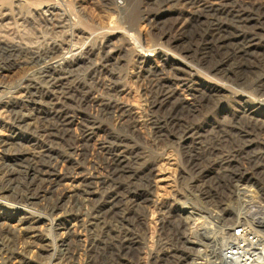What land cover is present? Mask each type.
Segmentation results:
<instances>
[{
  "label": "rangeland",
  "instance_id": "374dc122",
  "mask_svg": "<svg viewBox=\"0 0 264 264\" xmlns=\"http://www.w3.org/2000/svg\"><path fill=\"white\" fill-rule=\"evenodd\" d=\"M243 95L252 107L264 97V0H0V168L21 160L60 177L52 194L72 232L53 245L100 233L149 242L151 200L170 196L195 147L242 136L248 119L255 129ZM85 180L79 208L72 189ZM21 194L0 206V256L27 246L25 264L42 263L48 226L34 238L8 220Z\"/></svg>",
  "mask_w": 264,
  "mask_h": 264
},
{
  "label": "built area",
  "instance_id": "2783aa9c",
  "mask_svg": "<svg viewBox=\"0 0 264 264\" xmlns=\"http://www.w3.org/2000/svg\"><path fill=\"white\" fill-rule=\"evenodd\" d=\"M243 96L239 106L255 129L248 119L242 136L195 147L170 196L151 200L149 242L135 232L85 234L82 247L50 248L38 264H264V97L257 120ZM27 253L1 255L0 264H25Z\"/></svg>",
  "mask_w": 264,
  "mask_h": 264
},
{
  "label": "bare ground",
  "instance_id": "6f19581e",
  "mask_svg": "<svg viewBox=\"0 0 264 264\" xmlns=\"http://www.w3.org/2000/svg\"><path fill=\"white\" fill-rule=\"evenodd\" d=\"M48 13V12H47ZM221 37V36H220ZM132 38V37H131ZM220 40V39H219ZM225 41V40H223ZM74 46V45H73ZM76 46V45H75ZM79 48V47H78ZM74 47L71 48L70 51H72ZM80 49V48H79ZM79 51V50H78ZM77 51V53H78ZM82 51V49H81ZM74 52V51H73ZM147 56V55H146ZM142 57V56H141ZM228 58V57H227ZM19 60V59H18ZM226 61V60H225ZM227 62V61H226ZM69 70V67L67 68ZM49 70V69H48ZM45 71V70H44ZM54 71V70H53ZM52 71V72H53ZM45 73V72H44ZM54 73V72H53ZM45 75V74H44ZM65 75V74H63ZM53 76V75H51ZM26 79V78H25ZM48 79V78H47ZM57 79V78H56ZM59 79V78H58ZM186 78L184 77V80ZM30 80V79H29ZM59 81V80H58ZM63 82V81H62ZM185 83V82H184ZM23 84V83H22ZM59 85V83H57ZM63 86V85H62ZM60 87V86H59ZM74 93V92H73ZM26 95V94H25ZM69 95V94H68ZM81 95V94H80ZM66 96V95H65ZM85 96V95H84ZM244 97H248L247 95H244ZM62 98V97H61ZM24 99V98H23ZM60 101H57L56 104H54L56 107H59L58 105ZM63 104V103H62ZM257 105H259V102H256ZM254 104V107L257 106ZM252 107V108H254ZM53 109V108H51ZM11 110V109H10ZM9 110V112H10ZM263 111V109H260ZM40 111V109L38 110ZM57 111V110H55ZM55 111H51V113L56 116ZM16 112V111H15ZM48 114V113H47ZM62 114V113H61ZM253 115V114H252ZM257 120H262L259 116L256 114L254 115ZM22 117V116H21ZM51 118V117H50ZM52 119V118H51ZM20 121V120H19ZM70 122V121H69ZM62 124H68V116L64 119L62 118L61 122ZM89 124V123H88ZM25 126V125H24ZM264 127L263 125H261ZM61 127V126H60ZM89 127V126H88ZM264 129V128H262ZM70 130V129H69ZM63 131V130H62ZM56 133V132H55ZM188 133V132H187ZM186 133L185 138H188V134ZM4 134V133H3ZM6 134V133H5ZM58 135V134H57ZM56 136V135H55ZM183 137V135H182ZM55 138V137H54ZM65 138V137H64ZM9 139V138H8ZM2 140V139H1ZM58 141V140H57ZM8 141H3L2 145H8ZM2 148V147H1ZM44 149V148H43ZM34 154V153H33ZM40 154V153H39ZM38 157V155H37ZM42 157L47 158L49 160V163H54L57 161L55 158L56 156L53 155V153L49 149H45L42 152ZM110 157V156H109ZM26 158V157H25ZM42 158V159H43ZM38 159V158H37ZM24 160V159H23ZM40 160V159H39ZM47 160V162H48ZM122 160V159H121ZM31 161V159L29 160ZM35 161V160H34ZM61 162V161H60ZM33 163V162H31ZM31 163H23L21 160L14 161L12 163H4L3 167L0 168V206H6L5 199L7 196L16 195V192L21 191V196L17 197V201L14 203L18 204H11L8 206V210L10 213L8 214L10 218L8 220L16 219L17 222L15 225H13V229H20L22 233L26 236L37 238L40 235H44V231L41 229V223H44V225L48 226V235L50 236V243L48 244H55L53 241L56 239V237H67V235H70L69 233L72 232V227L69 225V222L65 219V212H61L60 209L62 208V199H60V196L57 198L56 196L52 194L55 191L56 186H58V183H60V177L55 175L54 173H51L49 171H44L43 173L39 172L36 168V166H32ZM45 163V160H44ZM34 164V163H33ZM39 165V164H38ZM44 165V164H43ZM59 165V164H58ZM201 164H199L200 166ZM53 166V164H52ZM39 167V166H38ZM201 167V166H200ZM45 169V168H44ZM51 169V168H50ZM70 176V175H69ZM82 176V175H80ZM16 180H18L16 182ZM87 181V180H85ZM19 182V183H18ZM81 182V181H80ZM89 181L83 183L84 190H80L79 186H75L73 191L76 190V193H72L78 195L79 198H75L76 203L78 206L81 207L83 204L89 203V199L91 198V189L92 185H89ZM93 183V182H92ZM98 184V183H97ZM80 185V184H79ZM79 187V188H78ZM113 187V186H112ZM82 188V187H81ZM109 188V187H108ZM69 191V190H68ZM62 192V191H61ZM9 193V194H8ZM64 193V191H63ZM49 194H52L48 196ZM62 196V195H61ZM73 196V195H72ZM74 197V196H73ZM72 197V198H73ZM21 199V200H20ZM78 199H80L78 201ZM73 200V199H72ZM136 201V200H135ZM141 200H137L135 203L137 206L140 205ZM41 205L38 206L37 211L33 213L28 210L29 208H33L37 206L38 204ZM73 203V202H72ZM108 203V209H111V211L116 210V206L118 204V200L116 198H112V200L107 201ZM22 204V206L20 205ZM25 205V206H24ZM83 205V206H84ZM88 205V204H87ZM74 206V205H73ZM26 207V208H25ZM118 207V206H117ZM86 208V207H85ZM79 210V209H78ZM1 211L5 212L4 209ZM73 211V210H72ZM102 211V210H101ZM116 212V211H115ZM118 212V211H117ZM116 212V213H117ZM85 213V212H84ZM104 213V212H102ZM115 215V214H114ZM126 215V214H125ZM106 216V214H105ZM108 217V216H107ZM127 217V216H126ZM100 218V217H98ZM104 218V217H103ZM123 218V217H122ZM136 218V217H135ZM106 219V218H105ZM103 219V220H105ZM88 220V219H87ZM86 220V221H87ZM101 220V221H103ZM100 221V222H101ZM111 221V220H110ZM115 221V220H114ZM129 221V220H128ZM90 222V221H89ZM137 222V221H136ZM8 223V231H10V228H12V225ZM99 223V222H98ZM110 223V222H109ZM118 223V222H117ZM121 223V222H119ZM112 225V224H111ZM110 225V226H111ZM136 226V225H135ZM138 226V225H137ZM91 229V228H89ZM88 229V230H89ZM139 229V228H138ZM92 233V232H91ZM9 234H11L9 232ZM63 234V235H61ZM65 234V235H64ZM74 234V233H73ZM16 236V235H14ZM29 237V238H30ZM9 238V237H8ZM49 239V238H48ZM68 239V238H67ZM13 241V240H12ZM26 241V240H25ZM57 241V239H56ZM60 242V241H59ZM68 242V240H67ZM16 243V242H14ZM53 243V244H52ZM9 244V242H8ZM41 244V243H40ZM47 244V242H46ZM6 247L8 246L5 244ZM4 245V246H5ZM13 245V244H12ZM24 245V244H23ZM36 245V244H35ZM40 246V245H39ZM44 246V245H43ZM5 247V248H6ZM19 247V246H16ZM22 247V246H21ZM34 247V246H33ZM69 245L68 243L62 242L59 245H53L52 249H58V250H66L68 249ZM3 247L0 243V250ZM12 248V247H11ZM30 249L27 248V246H24V249ZM51 248V247H50ZM49 248V249H50ZM17 249V248H16ZM25 249V250H26ZM37 249V248H36ZM48 249V250H49ZM7 250V249H6ZM10 250V249H9ZM13 251V249H11ZM29 254V253H28ZM32 258V255H30ZM36 256V255H34ZM36 260V259H35Z\"/></svg>",
  "mask_w": 264,
  "mask_h": 264
}]
</instances>
